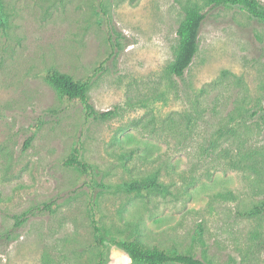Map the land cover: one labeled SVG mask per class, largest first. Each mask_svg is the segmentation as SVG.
Masks as SVG:
<instances>
[{
	"label": "rangeland",
	"instance_id": "374dc122",
	"mask_svg": "<svg viewBox=\"0 0 264 264\" xmlns=\"http://www.w3.org/2000/svg\"><path fill=\"white\" fill-rule=\"evenodd\" d=\"M2 3L0 235L9 239L0 264H94L90 190L61 164L77 139L97 181L112 187L93 195L112 233L211 264H264V215H237L264 199V25L203 0ZM188 8L205 20L198 52L176 78L168 67ZM49 70L88 79L95 110L113 116L85 121L44 80ZM157 171L162 193L119 187ZM26 211L34 214L14 228ZM108 264L131 263L111 247Z\"/></svg>",
	"mask_w": 264,
	"mask_h": 264
},
{
	"label": "trees",
	"instance_id": "16d2710c",
	"mask_svg": "<svg viewBox=\"0 0 264 264\" xmlns=\"http://www.w3.org/2000/svg\"><path fill=\"white\" fill-rule=\"evenodd\" d=\"M209 8L237 7L244 10L248 16L260 24L264 25V5L259 0H203ZM5 19L2 0H0V26L4 25ZM205 15L197 8H188L185 10L184 18L176 30L177 46L173 55L172 62L168 67L170 75L176 78H182L190 67L195 55L198 52L199 34ZM115 50L110 51V57L114 55ZM103 64H100L93 73L102 70ZM44 80L57 92L60 98L67 102L81 106L85 121L89 120H108L113 116V112L96 111L93 104L87 96L89 80H75L70 76L63 75L55 70L46 71L43 74ZM29 142V140H28ZM82 142L77 139L69 156L62 161V166L73 168L82 177L83 183L89 188L90 193L87 201L86 216L89 220V226L92 235V248L95 250L94 264H108L109 250L115 247L127 255L131 264H211V262L202 256L197 258L189 251H180L175 247L163 248L160 246H149L136 237L119 236L112 233L101 221L98 211L96 198L93 196L96 189L108 191L111 186H105L97 181L98 172L95 166L89 165L81 159ZM157 174L142 181H131L123 183L119 187L126 192L137 194L162 193L166 191L165 186L157 181ZM53 204L43 205V209L51 210ZM41 208L34 211L41 212ZM34 213L31 211L23 212L15 216L14 228L20 227ZM241 218H258L264 215V199L254 205L248 211L237 214ZM9 239V233L0 235V251L6 247V241ZM196 242L201 244V251L204 252L202 229L194 234Z\"/></svg>",
	"mask_w": 264,
	"mask_h": 264
}]
</instances>
